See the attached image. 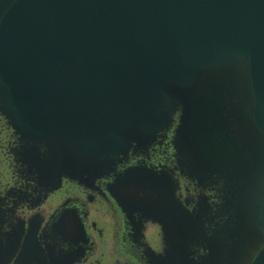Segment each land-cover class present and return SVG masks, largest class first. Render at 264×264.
I'll list each match as a JSON object with an SVG mask.
<instances>
[{
    "label": "water",
    "instance_id": "1",
    "mask_svg": "<svg viewBox=\"0 0 264 264\" xmlns=\"http://www.w3.org/2000/svg\"><path fill=\"white\" fill-rule=\"evenodd\" d=\"M235 62L264 138V0H0V112L22 140L79 153L98 174L146 150L181 94ZM261 183L250 233L262 244L249 264H264ZM232 221L215 220L220 241L227 228L245 246ZM34 248L28 239L15 264H47Z\"/></svg>",
    "mask_w": 264,
    "mask_h": 264
},
{
    "label": "rangeland",
    "instance_id": "2",
    "mask_svg": "<svg viewBox=\"0 0 264 264\" xmlns=\"http://www.w3.org/2000/svg\"><path fill=\"white\" fill-rule=\"evenodd\" d=\"M181 96L182 110L174 115L178 124L171 142L177 165L187 178L205 182L207 192L217 191L214 196L221 207L215 220L225 221L227 216L231 217L232 225H236L234 230H240L243 235L246 228L245 246L235 245L236 232L227 228H222L221 241L199 234L194 215L190 214L193 217L190 221L185 220L187 210L178 206L179 180L174 181L163 170L153 172L139 162L123 172L118 171L117 164L112 170L98 174L95 169L84 167L79 153H72L63 146H43L18 138L12 152L9 151L13 162L8 153L0 157V182H11V167L15 168L14 176L23 179V188L34 192L57 189L64 179H83L82 176L92 183L107 180L110 193L122 210L128 212L133 227L131 239L137 241V229L142 222H158L163 227L166 250L156 254L149 248L145 254L147 264H198L199 259L189 254L190 248L198 246L208 250L200 264H249L262 244V240L256 242L257 232L250 233V230L253 226L256 229L254 198L264 179V138L250 115L253 100L247 68L242 62H235L226 68L211 69ZM7 127L14 130L9 123ZM171 193L173 198H170ZM207 203L203 197L198 218L210 215L205 209ZM0 205V264H7L19 246L23 230L20 221L15 223L10 219L13 209L7 208L3 199ZM71 214H60L56 234L47 237L50 264H68L77 255L80 235L77 220L74 222ZM73 214L76 217V213ZM138 233L148 245L145 234Z\"/></svg>",
    "mask_w": 264,
    "mask_h": 264
},
{
    "label": "flooded vegetation",
    "instance_id": "3",
    "mask_svg": "<svg viewBox=\"0 0 264 264\" xmlns=\"http://www.w3.org/2000/svg\"><path fill=\"white\" fill-rule=\"evenodd\" d=\"M7 124L6 119L0 114V157L2 154L9 155L16 139L20 138L13 129H7ZM177 124L174 117L170 129L157 138L148 149L137 154L131 153L122 163H117V169L123 172L139 162L141 166L153 172L163 170L174 181L178 179L180 184L178 206L187 210L185 212L188 218L185 220L190 221L194 217L198 221L199 234L220 241L219 228L215 225V218L221 207L214 196L217 191L212 189L211 192H207L204 187L206 185L184 176L177 165L176 153L171 143L173 130ZM9 158L13 162L11 153ZM15 172V168L11 167L9 172L12 176L11 182L6 184L0 182V199L5 201L7 208L13 209V216L10 219L15 223L20 221L23 230L19 246L7 264L16 263L28 239L34 244V249H39L45 255L47 264H50L47 237L56 234L61 218L59 215L62 213H72L71 217L74 222L77 220L80 235L77 240V255L72 261H68V264H147L145 254L150 250L149 248L156 251V254L166 250L163 245V227L158 222L145 224L142 222L141 227L137 229V241L131 239L133 227L128 212L122 210L117 199L110 193L107 180L92 183L84 177L75 180L64 179L57 189L34 192L23 188L24 181L14 176ZM1 174L0 172V178ZM203 197L207 199L208 206L205 209L210 215L198 218L197 215L201 211L200 201ZM170 198H173L172 193ZM73 212L76 213V217ZM190 214L194 216L191 217ZM221 220L216 223H221ZM138 232L145 234L149 246ZM194 244L200 245V243ZM205 250L208 252L202 246L192 247L189 251L190 257L199 259L202 263L205 259ZM34 253L36 254L35 251ZM37 253L40 254L38 251ZM39 260L40 258L35 256L28 264H42L38 262Z\"/></svg>",
    "mask_w": 264,
    "mask_h": 264
}]
</instances>
